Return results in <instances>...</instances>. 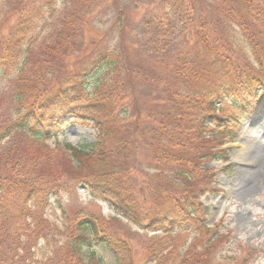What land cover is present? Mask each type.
<instances>
[{
	"label": "trees",
	"instance_id": "obj_1",
	"mask_svg": "<svg viewBox=\"0 0 264 264\" xmlns=\"http://www.w3.org/2000/svg\"><path fill=\"white\" fill-rule=\"evenodd\" d=\"M106 1L101 3L105 8L109 6ZM113 1L116 2L111 4L112 11L125 16L126 7L119 0ZM90 2L71 0L63 11L65 15H44L34 21V31H30L26 50L20 56L13 46L0 51V61L5 63L0 70L14 67V83L22 85L14 91L12 113L0 109V264H105L95 253L85 262L83 250L94 242L109 249L118 264H136L128 243L109 232L98 216L81 209L72 214L64 212L62 225L49 219L46 208L53 205L51 199L58 200L64 193H70L77 186L74 182H81L92 194L101 195L116 212L147 231L163 235L178 231L199 233L191 243L178 246L162 239L157 246L168 257L184 256L182 262L202 264L195 258L206 261L213 257L225 236L219 235L217 222H208V207L201 200L206 194L220 192L215 186L214 168L205 163L220 154L225 161L229 160L223 155L225 149L207 151L205 138L210 139L209 128L213 124L218 123L215 126L220 130L226 129V122L231 121L217 117L221 107L217 104L223 99H233L235 91H231L229 84L215 83L211 78L216 71L227 73L221 59L227 58L225 53L231 50L220 37H209L206 31H189L194 41L186 43L188 48L183 49L180 46L184 43V31H139L130 28L129 18L120 22L116 31L122 42L117 49L122 53L106 45L101 50L96 44L108 40L112 31L98 30L91 12L84 10ZM31 5L36 6L37 12L44 8L39 2ZM184 8L185 4H179L177 12ZM246 8L233 12L231 18L252 43L256 54V30L259 27L260 34H264V18L250 14ZM86 44H91L90 48H85ZM132 45L149 51L151 63L135 62L140 70L136 68L133 77L121 78L117 73L106 86L103 72L120 69L121 57L134 54ZM30 55L37 58L29 62ZM72 56L87 61L81 69H70L66 62ZM12 60L17 62L8 63ZM246 67L237 69L238 73ZM101 70L104 71L98 83L103 82L104 92L88 94L84 81ZM46 76L52 79L49 81ZM58 78L61 80L56 82ZM137 78L156 83L158 97L153 102L157 105L143 115L131 117L123 127L115 126L114 118L130 117H119L116 111L123 108H114L127 103L129 88L133 89V79ZM164 80L172 84L167 82L161 87ZM82 90L87 96L84 99L80 95ZM235 104L238 106L236 101ZM70 115L80 120L89 116L102 130L90 151L62 143L78 163L73 168V177L68 169L71 162L66 160L67 167L63 169L44 143L58 137L61 124ZM233 121L240 123V118ZM112 126L123 134L111 132ZM230 130L225 133L227 141H234L239 130ZM109 131L111 137L106 144ZM223 144L217 143L215 147L221 148ZM142 147L147 150L149 172L152 168L155 171L164 168L160 174L172 175L168 181L173 188H169L160 187L155 175L146 173L148 179L143 181L140 192H148L149 197L142 200L151 199L148 206L146 201L142 206L138 204L140 192H133L131 183ZM40 240L46 243L44 247L38 246ZM40 249L49 251L39 259ZM147 249L153 251L149 245Z\"/></svg>",
	"mask_w": 264,
	"mask_h": 264
},
{
	"label": "rangeland",
	"instance_id": "obj_2",
	"mask_svg": "<svg viewBox=\"0 0 264 264\" xmlns=\"http://www.w3.org/2000/svg\"><path fill=\"white\" fill-rule=\"evenodd\" d=\"M102 1L91 0L89 5L84 6L85 11L91 12L98 30L112 31L110 35L113 39L110 37L101 44H96L101 50L105 49V45L110 46L111 49L120 47L118 43L122 44V42L117 37L116 31H118L120 22H124L127 18L130 20L128 21L130 28H138L139 31H184L182 32L184 43L180 46L183 49L187 47L186 43L194 41L189 31H206L209 37L218 36L222 43L228 45L232 54L225 53V57H228L221 59L227 66V73L220 74L216 71L215 77L211 78L215 83L229 84L231 91H235L233 99H223L217 104L221 106L216 113L217 117L231 119V121L226 122V129L220 128L219 130L215 126L218 123L210 126L208 134L210 139L206 136L205 148L207 151L225 149L223 155L230 160L222 162L220 154L216 159L205 163L216 170V187L223 192L205 195L202 198L204 206H208V222H218L219 235L224 234L225 236L215 248L213 257H209L206 261L201 257L195 259L201 261L202 264H264V34H260L258 27L256 30L258 47L254 54L252 43L244 37L237 22L233 20V16L231 18L233 12L246 10V7L249 8L250 14H258L259 17L264 18V0H245L246 4L244 0H119L120 4L127 9L125 16L112 11L111 4L116 1L107 0L106 3L109 4L107 8L101 4ZM37 2L44 5V8L38 12L35 11L36 6L31 5ZM70 2L71 0H0V51H3L6 46L10 49L13 46L18 49L20 56L26 50L25 44L29 40L30 31H34V21L44 15L47 17L65 15L63 11ZM175 2L176 5H174ZM182 3L185 4L184 10L177 12L178 5ZM128 42L131 43V41ZM90 46L91 44H86L85 48H90ZM131 48L134 54H129L128 58L124 55L121 57L120 69L117 71L109 69L107 72L97 71L84 81L88 94L104 92L103 82L98 83L102 72L103 81L107 86L108 81L112 80L117 73L121 78L133 77L135 75L133 71L136 68L140 70L139 66L134 65L135 62L143 65L151 63L152 57L149 51L145 52L138 47L136 49L134 45ZM117 51L119 54L122 53L118 49ZM36 58L37 55H30L29 62ZM81 58L72 56L66 62L67 66L70 69H81L87 61L86 58ZM14 62L17 61L12 60L8 63ZM1 64L5 63L0 61ZM241 64L242 66L239 67ZM40 67L43 69V65ZM245 67L244 71L241 70L238 73L237 69ZM3 70H0V109L11 114L14 108V91L22 85L14 83L16 76L14 67ZM136 76L143 78L138 74ZM146 76L152 75L147 74ZM46 77L49 81L52 79L50 76ZM140 78L133 79L134 85L133 89L129 88L127 103L114 108L115 110L123 108L116 111L119 117H130L126 120L114 118L113 125L123 127L122 124L131 120V117L134 118L137 114L143 115L156 107L157 104L153 102L158 97L156 83ZM60 80L58 78L56 82ZM167 82L169 80H164L160 86L164 87ZM169 84L172 83L169 82ZM223 89L220 90L222 93L225 92ZM80 95L83 99L87 97L83 90L80 91ZM238 100H240L239 103ZM84 117L86 120L73 118L72 115L68 116L67 120L61 124L58 137L44 142L46 149L54 153V160L58 162L57 164L64 166L63 169L67 167L64 165L66 160L71 162L68 166L69 173H72L78 163L69 152L64 150L62 143H69L90 151L102 131L94 121L88 118L89 116ZM236 118H240L241 123L234 122ZM208 124L210 125V122ZM115 126H112L111 132L117 135L123 134ZM230 128L234 132L239 130L234 141H227L228 136L225 135L227 131H231ZM111 132H108L109 138L104 140L106 144H109ZM221 142H224L221 148L215 147ZM141 149L139 159L136 161L137 168L133 170L131 177L133 192H140L143 181L148 179L146 173L155 175L160 187L173 188L172 183L168 181L172 179V175L166 172L160 174L165 170L164 168L157 171L152 168L149 172L150 165L146 159L147 150L145 147ZM255 149L261 156H255ZM227 163L232 166L227 168ZM69 176L73 177V173ZM74 183L77 186L70 193H64L58 200L51 199L53 205L46 208L51 221L62 225L64 212L72 214L82 209L84 213L90 212L98 216L109 232L122 237L128 243L136 264H191V262H182L185 259L184 256L168 257L165 250L158 248L157 242L163 239L180 246L193 242L199 237V233L178 231L173 235H163L148 232L132 224L125 217L119 216L101 195L91 194L81 182ZM147 193V191H142L137 194L140 206L145 201L148 202L146 206L149 205L151 199L142 201L149 197ZM45 244L43 240H40L38 246L44 247ZM148 245L153 248L152 252L147 249ZM48 251L47 249L38 250L37 258H42L43 254ZM180 251L183 253L184 249L180 247ZM83 253L86 261L90 254L95 253L105 264H118L113 253L99 242H94L91 247L85 248Z\"/></svg>",
	"mask_w": 264,
	"mask_h": 264
},
{
	"label": "bare ground",
	"instance_id": "obj_3",
	"mask_svg": "<svg viewBox=\"0 0 264 264\" xmlns=\"http://www.w3.org/2000/svg\"><path fill=\"white\" fill-rule=\"evenodd\" d=\"M259 153H257V155H258Z\"/></svg>",
	"mask_w": 264,
	"mask_h": 264
}]
</instances>
